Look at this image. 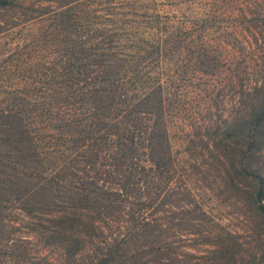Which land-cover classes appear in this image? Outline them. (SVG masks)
Here are the masks:
<instances>
[{"label":"trees","instance_id":"1","mask_svg":"<svg viewBox=\"0 0 264 264\" xmlns=\"http://www.w3.org/2000/svg\"><path fill=\"white\" fill-rule=\"evenodd\" d=\"M143 1L0 0L13 19L0 33L16 27L13 48L0 50V164L15 200L46 196L45 241L64 264L172 254L159 181L171 177L170 132L194 88L235 86L233 114L214 132L235 138L222 162L264 223V0H211L158 22L136 13ZM199 77L213 82L195 87Z\"/></svg>","mask_w":264,"mask_h":264},{"label":"rangeland","instance_id":"2","mask_svg":"<svg viewBox=\"0 0 264 264\" xmlns=\"http://www.w3.org/2000/svg\"><path fill=\"white\" fill-rule=\"evenodd\" d=\"M31 1L38 7L41 0ZM64 1L42 0L41 5L49 8ZM210 1L144 0L136 13H150L154 20L157 16L153 14L158 13L157 22L165 17L180 21L190 16L192 8L208 6ZM11 11L0 9V29L13 21ZM15 29L0 33V50L13 48ZM197 82L213 81L199 77L194 85ZM206 88L190 90L192 96L184 105L187 116L180 118L170 132L174 164L167 185L159 181V199H165L158 202L156 214L171 239L173 252L166 256L159 250L157 261L148 264H255L259 257L264 264L263 219L249 200L237 193L233 169L222 162L220 146L226 143L235 151V138L223 137L221 128L216 129L219 134L214 132L215 126L224 124V116L233 114L236 88L231 84ZM207 90L213 97L203 102ZM207 120L211 121L209 128ZM10 180L12 170L0 164V264H64L57 249L45 241L53 217L46 196L32 191L33 196L15 200ZM27 186L32 183L28 181ZM180 219L182 225L173 224ZM166 223L170 227L165 231ZM82 262L87 264V255L73 264Z\"/></svg>","mask_w":264,"mask_h":264}]
</instances>
